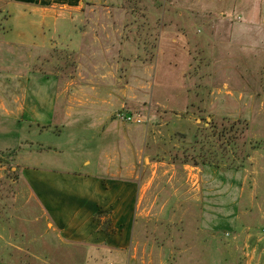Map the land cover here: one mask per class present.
Wrapping results in <instances>:
<instances>
[{"label": "rangeland", "instance_id": "rangeland-1", "mask_svg": "<svg viewBox=\"0 0 264 264\" xmlns=\"http://www.w3.org/2000/svg\"><path fill=\"white\" fill-rule=\"evenodd\" d=\"M251 1L100 0L66 15L62 47L51 53L6 44V31L18 25L0 7V110L22 97L30 52L55 58L58 51L70 74L85 64L74 54L86 51L98 69L107 67L108 54H119L134 91L119 94L117 103L145 120L126 124L115 113L109 134L95 132L100 150L87 144L77 152L90 151L93 160L74 159L71 151L58 158L39 154L46 129L1 123L0 135L9 138L0 136V264H264V48L236 31L264 25L263 15L247 11L264 8V0ZM57 66L46 65L50 77ZM239 122L248 125L243 167L238 140H220L223 128L236 130ZM61 131V150L73 146L76 130ZM82 135L92 138L90 130ZM200 155L214 163L198 167L207 169L205 186L186 170L169 182V165L182 170L183 157ZM108 165L111 175L120 172L147 190L127 248L67 244L54 255V241L40 238L53 224L41 218L37 170L57 168L62 180L69 172L99 176ZM158 167L159 179L149 186Z\"/></svg>", "mask_w": 264, "mask_h": 264}, {"label": "crops", "instance_id": "crops-1", "mask_svg": "<svg viewBox=\"0 0 264 264\" xmlns=\"http://www.w3.org/2000/svg\"><path fill=\"white\" fill-rule=\"evenodd\" d=\"M106 1L103 0L104 3H107ZM256 1L258 0L251 2ZM97 3H100V0H0V7L9 13V22L14 21L18 25L17 28L6 31V44L28 49L40 48L51 53L54 48L62 47L61 41L65 33L62 24L66 15L79 13L86 5ZM251 8L250 6L247 10L252 12L251 14L264 16V8ZM17 15L21 16L17 18ZM236 31L237 34L245 32L255 47L264 48V25H247L246 29L241 27ZM177 41L176 38L173 39V42ZM29 54L26 60L27 71L22 73V79L26 81L22 88V97L17 99L16 104L3 105L0 110V124L11 123L10 125L18 124L19 127L29 129H46L45 134L39 135L43 136V139L48 136L47 142L39 143V154L58 158L71 151L74 152V159L84 155V158L96 159L90 152L100 150L101 144L95 132L103 134L102 138L104 134H109L112 116L125 109L123 104L120 110L118 95L126 96L132 90L124 81L127 73L123 70L119 54L117 58L108 54L109 61L105 59L107 67L102 65L101 69H98L86 51L84 54L76 52L74 58L78 59L80 64V61H85V64H81L80 70L77 68L78 72L70 74L64 72L66 68L64 69L63 65L66 61L64 62V58L59 56L60 53L56 50L55 58L47 55L36 56L31 52ZM116 55L114 53V56ZM53 62L58 66L50 77L46 72V65ZM138 82L142 84L136 80V83ZM182 94L185 95L184 92ZM170 99L167 100L168 103L171 102ZM69 128L76 130L78 136L68 141L73 146L61 150L64 142L61 140L62 136L56 133H62L61 129ZM89 130L92 132V138L81 137ZM0 136L9 138L8 134ZM87 144L89 155L84 152L77 153L83 151ZM87 163L90 162L85 164ZM162 164L164 163L160 166ZM109 166L107 170L104 169L105 173L102 171L99 176L86 174L84 178H75L70 176L72 172H69L70 175H65L62 180L57 174V168L37 170V196L41 218L51 220L53 224L40 238L46 244L54 241L52 247L55 252L46 247L48 252L44 255H55L59 247L64 248L67 244L84 248H99L104 245L107 250L114 248L121 251L127 248L132 224L138 216H144V213L138 215L137 212L145 200L147 190L146 186L141 188L139 183L120 177V172L111 175ZM184 170L190 173V177L197 179L195 185L205 186L208 183L204 179L207 169L185 166L181 170L171 165L166 171L169 182L175 178L177 171ZM106 176L111 178H105ZM159 176L158 167L149 186H152ZM30 182L34 184L33 180ZM76 184L80 186L77 187ZM107 222L108 231L102 229V224ZM214 235L216 236V233Z\"/></svg>", "mask_w": 264, "mask_h": 264}, {"label": "trees", "instance_id": "trees-1", "mask_svg": "<svg viewBox=\"0 0 264 264\" xmlns=\"http://www.w3.org/2000/svg\"><path fill=\"white\" fill-rule=\"evenodd\" d=\"M242 125H243V123L241 125H240V122L237 123L235 125V126H237L236 130H235L234 126L229 127V128H227V127L223 128L224 132L222 131V134H221L222 137L220 139V140H224V142H225L224 144H227V145H230V143H233L232 141H234V140H238L239 143L236 145H238L240 147L237 151V155L238 154L240 155L238 160L241 161L240 162V164H242V165H240L241 167H243V163L249 157L248 155L246 156V154H245L246 141L244 140L245 139L244 135L248 130V125L247 124L246 125L244 124L243 126ZM240 126H242V127H240ZM234 133H236L235 134L236 136L234 135ZM223 152L225 153V149ZM187 158H188V156H185L182 158V159H184L180 163V165L182 167L193 166V167L198 168L200 166H211L214 164V163H212V161L210 159H208L207 155H200L199 157H197V159L193 158L191 160H189ZM172 165L179 167V166H177L178 164L175 161L172 163ZM100 223H101V221H100ZM108 228H109V222L102 224V229L107 230Z\"/></svg>", "mask_w": 264, "mask_h": 264}, {"label": "built area", "instance_id": "built-area-1", "mask_svg": "<svg viewBox=\"0 0 264 264\" xmlns=\"http://www.w3.org/2000/svg\"><path fill=\"white\" fill-rule=\"evenodd\" d=\"M115 118L118 121H121L126 124H136L141 125L145 122L144 118L140 114L130 113L126 111H120L116 113ZM231 234H226L227 237H229ZM113 264V263H110Z\"/></svg>", "mask_w": 264, "mask_h": 264}]
</instances>
